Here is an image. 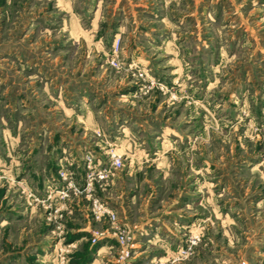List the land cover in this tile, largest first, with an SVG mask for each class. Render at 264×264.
Masks as SVG:
<instances>
[{"label": "rangeland", "instance_id": "1", "mask_svg": "<svg viewBox=\"0 0 264 264\" xmlns=\"http://www.w3.org/2000/svg\"><path fill=\"white\" fill-rule=\"evenodd\" d=\"M107 148L116 222L36 199ZM0 264H264V0H0Z\"/></svg>", "mask_w": 264, "mask_h": 264}, {"label": "built area", "instance_id": "2", "mask_svg": "<svg viewBox=\"0 0 264 264\" xmlns=\"http://www.w3.org/2000/svg\"><path fill=\"white\" fill-rule=\"evenodd\" d=\"M122 49L120 37L115 36L111 50L112 56L108 62L111 67H119L121 61L119 53ZM138 75L144 78L145 71H138ZM104 158L96 157L94 153L87 150L82 155L83 173L73 168L75 160H65L59 162L57 166L56 177H49L45 183L43 194L36 197L41 202L49 201L54 203V211L62 212L65 208L74 207L77 204H84L89 216L95 220L108 219L111 222L117 221L116 210L108 206L102 197V192L107 188L113 174L120 170L123 164L122 154L114 148H107L102 151ZM76 165V164H75ZM61 223H58L60 227ZM103 231L96 230L92 235V241L96 239ZM121 256L128 253L129 246L132 244L131 236L125 232V229L114 231ZM201 239V231L194 227L190 231L185 243L177 248V256L187 257L195 244Z\"/></svg>", "mask_w": 264, "mask_h": 264}, {"label": "crops", "instance_id": "3", "mask_svg": "<svg viewBox=\"0 0 264 264\" xmlns=\"http://www.w3.org/2000/svg\"><path fill=\"white\" fill-rule=\"evenodd\" d=\"M134 123H135V120H134ZM96 125H97V124H93V123H92V126L90 127V129H94V128H96ZM134 125H135V124H134ZM164 128H165V130H166V129H168V130H172L174 127H172V126H170V125H165ZM61 161H62V158H61V157H59V160H56V164H57V166H58L59 162H61ZM142 162H145V163H146V164H144V165H147V166L149 165V162H148L147 159L140 160V161H136V162H135V163H136V167H138V169H136V171L140 169L139 167L142 165V164H141ZM56 170H57V169H56ZM56 175H57V172L55 171V172H54V175H53L52 177L55 178ZM74 208L77 209V210H80L81 213L85 214L86 216H89V215H88V212H87V209L84 207V204H80V203H79V204L75 205Z\"/></svg>", "mask_w": 264, "mask_h": 264}]
</instances>
